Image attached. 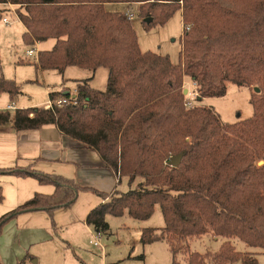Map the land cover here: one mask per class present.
<instances>
[{
    "label": "trees",
    "instance_id": "1",
    "mask_svg": "<svg viewBox=\"0 0 264 264\" xmlns=\"http://www.w3.org/2000/svg\"><path fill=\"white\" fill-rule=\"evenodd\" d=\"M107 3L138 4L147 30L167 23L181 10L184 26L180 60L142 51L132 21ZM13 5L26 27L25 43L54 38L51 50L39 52L36 67L64 73L69 66L96 72L107 68L105 90L92 78L77 82V105L53 109L31 107L0 110V126L14 130L39 129L55 124L66 136L99 154L119 183L127 178L135 187L111 193L82 186L63 176L33 173L28 168H0L1 175H35L51 183V194L36 192L18 208L0 218L4 226L19 214L69 208L81 191H93L103 202L93 208L86 223L108 232V214L126 212L148 220L160 205L161 228L144 227L146 245L166 240L174 258L186 251L189 238L213 234L224 238L219 251L188 255L189 264H257L249 251H239L234 238L264 252V0H0ZM147 18L152 21L147 22ZM197 85L201 101L227 94V82L260 88L251 96L253 115L224 123L210 107L186 105L184 79ZM14 100L21 86L6 78L0 66V95ZM70 96L51 92L50 97ZM184 153L179 166L168 164ZM165 161L167 162L165 164ZM0 185V201L3 200ZM29 256V255H28Z\"/></svg>",
    "mask_w": 264,
    "mask_h": 264
},
{
    "label": "rangeland",
    "instance_id": "2",
    "mask_svg": "<svg viewBox=\"0 0 264 264\" xmlns=\"http://www.w3.org/2000/svg\"><path fill=\"white\" fill-rule=\"evenodd\" d=\"M128 6L110 3L106 9L108 11L125 9L121 12L124 18L128 10L134 11L135 15L131 21L138 35L140 48L168 55L172 62L178 63L182 37L186 30L182 23L181 10L167 23L155 25L147 30L143 18L139 16L138 4H128ZM5 8L0 20V66L6 78L14 79L21 86L22 94L14 99L19 109L45 107L51 100L50 92L61 93L64 88L74 92L77 88V80L83 78L93 77L91 80L93 88L106 89L108 70L104 67L98 68L94 73L88 69L69 66L64 76L57 71L38 69L35 65L38 56L28 57L27 51L36 48L46 50L55 39L51 38L38 46H28L23 38L25 26L18 19L16 7L9 5ZM4 17L9 19V24L4 23ZM183 87L184 90H188L187 94L184 93L186 102L191 101L188 108L196 105L210 107L224 123L229 124L251 117L254 112L251 96L259 98L256 95L259 92H256L253 86H239L233 82H227L228 90L225 96L206 97L201 101L197 100L199 95L197 85L189 76H185ZM11 100L8 93H2L0 109ZM259 165L262 164L259 162ZM116 176L119 180L120 173ZM16 180L20 179H16L13 175H1L0 177L4 197L0 201V218L21 205L17 204L13 198L18 187ZM119 184L117 189L122 192L136 185L135 183L130 185L127 178H123ZM41 188H44L41 191L45 193L54 191L51 185H42ZM84 197L101 199L92 193L83 195ZM80 202L82 204L83 201ZM78 211L81 210L78 209ZM53 218L51 217L52 221L50 219V226L47 229L31 227L33 224L22 227L23 229L19 226L16 228L15 223L5 225L0 234V264H189L187 257L192 252L215 253L219 251L224 241V238L211 233L189 238L186 243L187 250L178 252L175 258L165 240L142 244L140 241L142 228H161L165 224L161 206L157 205L154 214L148 220L134 219L127 212L122 216L108 214L106 220L110 225V230L106 233L102 232L100 238V242L105 245L106 254L103 255L97 252L91 244V240L97 235V230L92 226L88 227L85 220L78 218L73 221L72 214L68 212L59 216L60 223L57 222L56 217ZM233 243L239 251L254 253L252 255L257 258V264H264V252L248 247L237 238H234ZM206 261L207 264H218L209 259ZM234 264H242V262L239 260Z\"/></svg>",
    "mask_w": 264,
    "mask_h": 264
},
{
    "label": "crops",
    "instance_id": "3",
    "mask_svg": "<svg viewBox=\"0 0 264 264\" xmlns=\"http://www.w3.org/2000/svg\"><path fill=\"white\" fill-rule=\"evenodd\" d=\"M108 4L110 3H107L105 6L107 7ZM118 4H125L128 6L126 3ZM124 10H118V12H122ZM181 17L184 26L182 14ZM46 41L37 42L35 45L38 46ZM55 43L56 40L49 47H47L48 49L46 50H51ZM35 50L36 51L32 56H27H39V52L42 50H38L37 48ZM142 51L145 50L142 49ZM65 72L58 73L64 76ZM78 81H80V79L77 80V82ZM66 92L74 94L75 91L72 92L71 90L64 88L61 93L66 94ZM58 96L59 95L55 97ZM9 106H12V108L8 109ZM17 109H19L17 103L14 100H11L10 103L0 110H10L11 112H14ZM7 167L28 168L33 173L63 176L65 178L75 180L82 186L106 193H111L116 188H119L120 185L116 174L105 166L97 152L84 147L78 141L64 135L55 124H47L39 129L22 131L14 130L11 124L0 126V168ZM16 179H20L16 180L18 187L16 194L13 197L17 204L24 203L36 192L51 194L55 191V186L53 184H42L39 182L38 178L32 174L27 176H16ZM42 185H51L54 187V191L51 193L42 192L41 190L44 189L41 188ZM88 193L96 194L90 190L81 191L76 202L69 208L57 209L53 214L44 210L25 212L19 214L7 224L11 225L15 223L16 228L19 226L20 229H23L22 227H27L29 224H33L31 227L34 228L37 227L39 229H47L48 226H50L51 217H56L57 222L60 223L59 216L63 215L64 212L72 214L74 218L73 221L81 218L85 220L86 223V218L89 212L104 201L98 194L96 195H98L101 199L83 198V195ZM80 201H83L82 204ZM78 209L81 211L79 212ZM87 226L90 227L88 224Z\"/></svg>",
    "mask_w": 264,
    "mask_h": 264
},
{
    "label": "built area",
    "instance_id": "4",
    "mask_svg": "<svg viewBox=\"0 0 264 264\" xmlns=\"http://www.w3.org/2000/svg\"><path fill=\"white\" fill-rule=\"evenodd\" d=\"M178 2L180 4L183 5V0H178ZM134 11L128 10L125 13V17L129 20H132L134 18ZM4 23L9 24L10 21L7 17L3 18ZM187 30L190 29V26H186L185 27ZM35 49H30L27 51V55L28 56H32L35 53ZM77 93L78 91L75 90L74 94L70 93V96H58L55 98H51V100L48 102V104L46 105L47 108L53 109L56 106H64V105H77L78 104V100H77ZM197 94V92H196ZM194 94V95H196ZM186 105H191V101H187ZM12 108V106H9L8 109ZM102 232H98L97 231V235L95 236V238L93 240H91V244L94 246V248L96 249L97 252L102 253L103 255H105V245L103 243L100 242V238H101Z\"/></svg>",
    "mask_w": 264,
    "mask_h": 264
},
{
    "label": "water",
    "instance_id": "5",
    "mask_svg": "<svg viewBox=\"0 0 264 264\" xmlns=\"http://www.w3.org/2000/svg\"><path fill=\"white\" fill-rule=\"evenodd\" d=\"M146 21H147V22H150V21H152V18H147ZM254 90H255L256 92H260V88H259V87H255ZM184 93L187 94V93H188V90L185 89V90H184ZM68 94H69V92H66V95H68ZM183 156H184V153H180V154H178V155H173V156H171V157L169 158V160H168V164H169L170 166H174V167L179 166L180 163H181V161H182ZM263 163H264V161H260V164H263Z\"/></svg>",
    "mask_w": 264,
    "mask_h": 264
}]
</instances>
